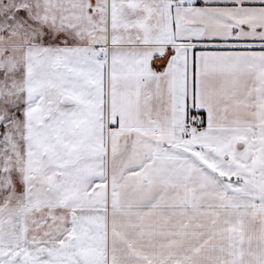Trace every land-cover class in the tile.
<instances>
[{
  "label": "snow or ice",
  "instance_id": "1",
  "mask_svg": "<svg viewBox=\"0 0 264 264\" xmlns=\"http://www.w3.org/2000/svg\"><path fill=\"white\" fill-rule=\"evenodd\" d=\"M0 264H264V0H0Z\"/></svg>",
  "mask_w": 264,
  "mask_h": 264
}]
</instances>
